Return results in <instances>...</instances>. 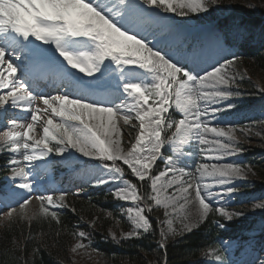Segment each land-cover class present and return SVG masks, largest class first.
Returning a JSON list of instances; mask_svg holds the SVG:
<instances>
[{"label": "snow or ice", "instance_id": "obj_1", "mask_svg": "<svg viewBox=\"0 0 264 264\" xmlns=\"http://www.w3.org/2000/svg\"><path fill=\"white\" fill-rule=\"evenodd\" d=\"M219 3L0 0V121H6V130L0 131V153L9 155L13 177L20 178L16 187L33 192L31 173L25 169L53 153L69 163L74 159L72 150L99 161L89 183L93 187L115 184L109 189L113 197L132 204L120 208L131 230L120 237L111 232V238H140L154 232L146 213L162 208L157 244L165 256L170 238L193 231L210 215L226 221L244 215L229 210V205L237 191L235 181L246 179L251 168L238 162L220 163L242 148L236 127L219 126L222 114L235 108L231 98L240 95L234 90L238 78H244L238 70L240 57L230 53L224 33L193 35L166 15L208 13ZM45 78L56 94L39 90V81ZM102 87L112 89L110 99L89 98ZM222 101L228 103L215 107ZM8 107L29 113V122L9 118ZM120 121L135 132L127 145ZM213 121L217 126H212ZM240 131L248 134L252 129ZM209 134L214 138L209 139ZM165 146L177 159L199 156L201 162L193 171L176 167L169 156L165 169L154 173ZM192 147L195 152L188 150ZM121 165L141 184L128 179ZM142 186L146 190L141 191ZM66 196L63 191L36 195L39 214L60 223L59 212L52 209L69 207ZM32 198L6 190L0 194V209L8 211H0V216L11 219L19 214L31 222L27 205ZM259 199L254 208L264 209V198ZM193 202L198 203L195 221L184 213ZM95 223L91 221L93 227ZM73 236L77 241L73 253L92 247L90 233L78 230ZM211 254L215 264H230L220 250L214 248Z\"/></svg>", "mask_w": 264, "mask_h": 264}, {"label": "trees", "instance_id": "obj_2", "mask_svg": "<svg viewBox=\"0 0 264 264\" xmlns=\"http://www.w3.org/2000/svg\"><path fill=\"white\" fill-rule=\"evenodd\" d=\"M239 1L220 0L221 6H234V10L222 16L223 19L218 21L217 26L225 34L226 40L236 44L234 28L238 27L243 31L242 42H238L237 47H249L239 56L238 70H245L251 78H261L264 81V1L253 0L256 1L258 15L242 11L246 6L245 1L250 0ZM225 10L222 9L221 14ZM249 35L250 38L245 41ZM255 38L262 45L250 47ZM246 83L245 90L255 93V90L251 92V82ZM261 127L264 128V124ZM246 155L258 180L254 183L261 185L258 187H264V145L249 147ZM4 163L0 160V172ZM144 190L146 186L141 187V191ZM263 193L264 188H261L259 196ZM66 203L69 207L59 211L60 223L41 216H36L29 223L23 218L14 217L0 228V264H80L71 259V248L76 242L73 233L78 230L90 233V250L94 258L86 264H165V260L166 264H192L209 244L215 243L214 237L219 236L209 216L207 221L193 231L170 238L165 256V251L157 244L158 225L150 215L154 232L145 233L136 239L113 240L109 236L110 231L118 236L129 231L130 226L126 224L120 209H117L119 202L110 194L94 192L87 198L69 197ZM94 219L95 227L91 224ZM37 248L38 251H34Z\"/></svg>", "mask_w": 264, "mask_h": 264}, {"label": "rangeland", "instance_id": "obj_3", "mask_svg": "<svg viewBox=\"0 0 264 264\" xmlns=\"http://www.w3.org/2000/svg\"><path fill=\"white\" fill-rule=\"evenodd\" d=\"M234 2H240L239 0H233ZM264 1V0H263ZM261 1V2H263ZM244 2V1H243ZM246 3V6L244 7L245 9L242 10L243 12L245 13H249L251 15H258V10L255 9V8H250V7H247V5L249 4H253V5H256V1L254 2L253 0H250L249 1H245ZM217 7V8H216ZM222 9H226L225 11H223L224 13H230V12H233L234 10V6H221L219 4V6H215L214 8L210 9V11L208 13H190L189 16H186V17H180V16H175L174 14L172 13H168L166 14L168 17L174 19L176 21L177 24L181 25L182 27H184L187 31L188 30H192L194 29L197 34H201L202 31L201 30H205L206 32L208 30H211L213 28V24H212V20L215 19V17H219L221 14V10ZM223 13V14H224ZM241 74L243 75V79H239L237 80V86H234V90L236 91H239V93L241 94L242 90L245 89V86H246V82H251V88L253 90H251V92H253L255 90V93H253L252 97H260V94H264V91H261V89H264V81L260 78H251L247 72L245 70H240ZM83 75V74H81ZM87 79V78H86ZM42 80V79H41ZM107 87H102V89H106ZM250 91V90H249ZM53 94H56V92H53ZM111 94H112V89L110 92H108V90H105V92H103V95H96L94 97V99L96 98L97 100L102 97V98H106V99H110L111 98ZM259 94V95H258ZM99 96V97H97ZM100 98V100L102 99ZM244 99L245 97H241L240 95L239 96H234L231 98L232 99ZM227 103L228 101H222V103ZM21 112H25V111H22L21 109H19ZM27 113V112H26ZM248 113L247 112H243L242 115H247ZM30 114L27 113V115H18V117H22L23 119H27L29 118ZM261 121H256V122H250L249 125H245V126H242V127H237V137L239 139V144H240V147L242 148V151L235 155V156H230V157H226L223 161H220V163H226V162H238L240 163L242 166H246L248 167V164L245 163V160L243 158V152L244 153H247L248 151V148H257V146H261V145H264V128H262V124L260 123ZM120 124H121V127L125 133L124 137H123V142L125 143V145H127V142L129 140H132L134 135H135V132L130 128V127H126L123 125V122L120 121ZM212 126H217V121H213L212 122ZM219 126L220 127H232V123L229 119L225 120V121H220L219 122ZM248 127H251L252 131L251 133H248V134H245L243 132L240 131L241 128H248ZM129 132H132V135H128ZM256 133H260L259 135H257ZM209 139H213L214 137L209 134ZM73 151V156H74V159L72 160L73 163L75 162H80V160H75V159H90L88 157H84L82 156L80 153H77L75 152L74 150ZM64 155H67V153H65ZM61 159H63L61 156H60ZM92 160V159H90ZM205 162H210V161H205ZM69 163V162H68ZM94 167H90V168H84L83 170L85 171V173L89 176H91V170L93 169ZM251 168V171L248 173L246 179L250 180L252 185H254V187H256L255 185L257 186H261V185H258V184H255L254 181H258L256 179V174L254 172V169L252 168V166H250ZM162 170H164V168H162ZM246 179H243V180H246ZM243 180H236L235 181V184L240 182V181H243ZM250 185V186H252ZM116 185L115 184H111V188H115ZM236 192L233 193V195L235 194ZM264 197V193L259 196V198H262ZM34 202V199L30 201V203ZM233 202H234V198H232V202L231 204L229 205V210H234V211H237V212H243L244 215L242 216H234L233 218H237L241 221H245V220H250V219H253V218H256V217H262L264 216V209H258V208H254V204L256 203H252L248 206H241V207H237L239 205H233ZM261 202V201H260ZM28 204V205H31V204ZM259 203V202H257ZM33 205H36V203L32 204L31 206L27 207V213L29 216H32L34 215L38 210H39V207H33ZM128 206H132V204L130 203ZM19 211H17V213H19ZM184 213L187 214L189 216V219L191 221H195L197 218H198V203L196 202H193L191 204H189L186 209L184 210ZM159 216L161 218H164L163 217V211L161 210L160 213H159ZM14 217H17V218H20L21 215L19 214H14L12 218ZM11 218V219H12ZM34 218V217H33ZM10 219L7 217V216H2V219H0V228L4 227L7 225V222L9 221ZM11 221V220H10ZM9 221V222H10ZM26 221L29 223V221L26 219ZM33 221V219L31 220V222ZM131 223V222H130ZM113 232V231H110V233ZM189 233V232H187ZM109 236H111L109 234ZM120 236V235H118ZM181 236V235H180ZM178 237V236H176ZM77 242V241H76ZM75 242V243H76ZM158 242V241H157ZM74 243V244H75ZM71 259L73 262L77 263L79 262L80 264H86L88 262H91L90 260L92 258H94V255L92 252H89L87 251L86 249H80L78 250L76 253H73L71 251ZM199 262L198 261H193L192 264H198Z\"/></svg>", "mask_w": 264, "mask_h": 264}, {"label": "bare ground", "instance_id": "obj_4", "mask_svg": "<svg viewBox=\"0 0 264 264\" xmlns=\"http://www.w3.org/2000/svg\"><path fill=\"white\" fill-rule=\"evenodd\" d=\"M43 80V79H42ZM106 90H108V92H110L111 91V89L110 88H106ZM101 95H103V94H101Z\"/></svg>", "mask_w": 264, "mask_h": 264}]
</instances>
